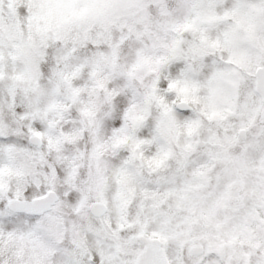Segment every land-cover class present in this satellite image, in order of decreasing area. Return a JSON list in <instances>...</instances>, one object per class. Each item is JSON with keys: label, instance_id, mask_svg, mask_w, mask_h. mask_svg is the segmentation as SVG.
<instances>
[{"label": "snow or ice", "instance_id": "1", "mask_svg": "<svg viewBox=\"0 0 264 264\" xmlns=\"http://www.w3.org/2000/svg\"><path fill=\"white\" fill-rule=\"evenodd\" d=\"M0 264H264V0H0Z\"/></svg>", "mask_w": 264, "mask_h": 264}]
</instances>
